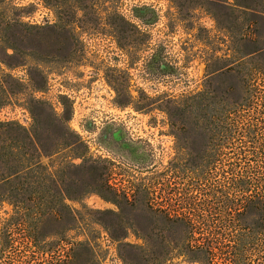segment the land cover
<instances>
[{
    "label": "rangeland",
    "instance_id": "1",
    "mask_svg": "<svg viewBox=\"0 0 264 264\" xmlns=\"http://www.w3.org/2000/svg\"><path fill=\"white\" fill-rule=\"evenodd\" d=\"M254 66L264 0H0V264H204Z\"/></svg>",
    "mask_w": 264,
    "mask_h": 264
},
{
    "label": "trees",
    "instance_id": "2",
    "mask_svg": "<svg viewBox=\"0 0 264 264\" xmlns=\"http://www.w3.org/2000/svg\"><path fill=\"white\" fill-rule=\"evenodd\" d=\"M252 103L244 98L222 108V147L236 149V170L225 176L222 216L209 212L201 227L205 236L197 248L204 264H264V117Z\"/></svg>",
    "mask_w": 264,
    "mask_h": 264
},
{
    "label": "built area",
    "instance_id": "3",
    "mask_svg": "<svg viewBox=\"0 0 264 264\" xmlns=\"http://www.w3.org/2000/svg\"><path fill=\"white\" fill-rule=\"evenodd\" d=\"M36 23H40V21L42 22H47V21H50V18L48 17V15L46 13H43L39 20L35 19ZM19 117H20V123L22 124H27L30 120V117L28 115V113L25 111V110H22V112L19 114ZM3 119V118H1Z\"/></svg>",
    "mask_w": 264,
    "mask_h": 264
}]
</instances>
